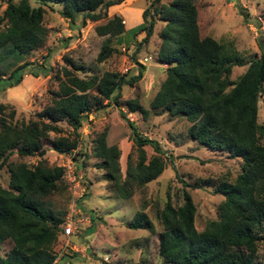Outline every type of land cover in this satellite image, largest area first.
I'll use <instances>...</instances> for the list:
<instances>
[{
  "label": "trees",
  "instance_id": "trees-1",
  "mask_svg": "<svg viewBox=\"0 0 264 264\" xmlns=\"http://www.w3.org/2000/svg\"><path fill=\"white\" fill-rule=\"evenodd\" d=\"M34 1L39 5L32 6L28 0H5L0 12V92L18 85L24 75L46 76L50 71L46 64L48 52L40 63L22 60L46 40L43 4L60 5L59 15L70 23L76 17L82 23L99 22L93 27L95 34L102 37L95 56L98 63L115 51L111 40H118L125 31L120 15L107 18L106 14L110 6L124 0ZM141 18L143 24L134 29L132 37L140 32L143 36L136 41L132 54L147 43L155 22L160 21L159 43L152 52L153 60L165 65L163 78L146 107L137 97L118 100V90L138 81L144 70L133 55L132 63L138 69L133 75L126 73L128 69L123 74L96 73L93 68L64 57L68 67H62L60 74L54 73L57 88L49 91V103L35 113L34 119H18L14 109L5 111L7 105L0 102V168L6 166L8 172L6 188L0 186V245L4 241L10 243L0 264L66 263L61 258L57 262L51 248L61 232L64 211L46 200L54 193L64 196L63 168L48 166L44 156L47 150L72 156L79 140L84 144L82 128L91 129L88 114L109 103L128 113H138L143 120L156 111L182 117L190 123L186 129L189 140L239 161V170L231 181L220 177L208 184L212 193L222 199L216 218L202 230L194 228V205L186 191L180 204L166 200L155 210L161 225L156 256L166 264H257V244L264 235V144L259 141L264 125L257 122L256 116L258 97L264 93V35L257 40L258 55L244 59L232 43L221 45L199 33L194 0H170L164 4L149 0ZM7 57L11 58L9 62L5 61ZM244 65V71L230 79L233 66ZM120 114L124 117V113ZM128 125L136 158L131 159L128 153L123 175L118 164L119 148L107 145L103 132L89 145L90 154L100 160L112 191L123 199H128L134 189H142L164 168L157 143L138 133L131 122ZM62 126L70 131L63 133ZM143 145H150L154 151L149 158ZM80 152L84 158L88 156ZM13 154L18 159L34 157L37 161H10ZM89 216L91 222L84 229L85 234L93 232L96 219ZM125 227L153 233L143 204ZM68 257L67 263L72 264Z\"/></svg>",
  "mask_w": 264,
  "mask_h": 264
},
{
  "label": "rangeland",
  "instance_id": "rangeland-1",
  "mask_svg": "<svg viewBox=\"0 0 264 264\" xmlns=\"http://www.w3.org/2000/svg\"><path fill=\"white\" fill-rule=\"evenodd\" d=\"M28 1L32 6L39 5L34 0ZM169 1L159 0V4ZM148 4L149 0H124L118 4L121 12H112V7L107 9V18L113 14L120 15L125 31L118 40H111L115 51L99 63L95 61V56L102 37L97 36L93 30L94 25L99 22L82 23L80 17H76L70 23L59 15L60 5L43 4L42 25L46 29V40L40 47L23 56L22 60L40 63L48 52L46 64L50 71L46 76L24 75L18 85L1 91L0 102L8 107L5 111L11 108L14 109V117L18 119H34L35 113L49 103V91L57 88L54 73L58 71L60 74L62 67H68L64 57L93 68L96 73L115 71L123 74L128 69L126 73L133 75L138 69L132 63V55L143 64L144 70L138 81L131 86L123 85L118 90V100L137 97L142 106L146 107L163 78L165 67L153 60L152 52L159 43L157 35L162 24L160 21L155 22L147 43L142 44L138 52L132 54L136 41L143 36L140 32L133 38L132 32L143 24L141 12ZM194 4L201 35H208L221 45L232 43L244 59L258 55L257 40L264 35V0H194ZM4 5L5 0H0V12ZM150 11L149 8V13ZM144 57H147L146 60H143ZM10 60L9 57L5 59L6 62ZM245 67L246 65L233 66L230 79L239 76ZM10 69L9 66L5 73ZM120 111L124 113V117H121ZM256 116L257 122L264 125V93L258 97ZM87 119L91 129L82 128L84 144L81 145L79 140L77 148L71 152L72 156L59 155L51 150H47L44 156L48 166L63 167L64 187L63 197L54 193L46 200L64 211V220L71 208L72 194L78 193L75 217L83 221L75 223L73 233L68 237L59 234L53 242L51 248L57 262L61 258L66 261L64 264H68L69 256L72 264H166L155 254L157 233L161 230L155 210L160 209L166 200L172 204H180L183 191H186L194 205V228L197 231L202 230L209 220L216 218V208L222 199L220 195L212 193V186L208 184L216 182L220 177L231 181L239 170V161L228 158L224 152L197 146L186 135L190 123L177 115L170 116L156 111L149 113L143 120L140 114L128 113L124 108L120 110L113 103H109L102 110L90 112ZM129 122L138 133L157 143L162 151L164 168L142 189H134L128 199H123L112 191L110 182L105 178V170L101 167L100 160L91 156L89 145L103 132L106 144H115L119 148L118 164L123 175L128 153L130 152L131 159L136 158L130 140ZM62 129L65 134L70 131L63 126ZM49 136L52 137L53 133L49 132ZM259 141L264 144V135ZM82 147L85 148L81 150ZM142 148L146 158L154 154L150 145H143ZM80 151L88 156L84 158ZM9 160H22L27 164L37 161L34 157L18 159L14 154ZM68 161L70 168L67 171L65 164ZM7 183L8 172L6 166H2L0 186L6 188ZM142 204L143 211L153 225V233L145 229L125 227V223ZM89 215L96 219L93 232L85 234L84 229L91 222ZM65 243L68 247H65ZM9 246L8 241L0 245V257ZM255 261L257 264H264V235L257 244Z\"/></svg>",
  "mask_w": 264,
  "mask_h": 264
},
{
  "label": "built area",
  "instance_id": "built-area-1",
  "mask_svg": "<svg viewBox=\"0 0 264 264\" xmlns=\"http://www.w3.org/2000/svg\"><path fill=\"white\" fill-rule=\"evenodd\" d=\"M147 58V57H146ZM146 58H143V60H146ZM65 169L68 171L70 168V163L69 161L66 162L65 164ZM63 168V167H62ZM72 176V175H71ZM71 180H74V177H71ZM78 185V184H77ZM78 193L76 195L72 194L71 197V208L69 213L66 215L62 223L60 224L61 232L60 234L63 236H69L70 234L73 233V230L75 228V223L78 224L82 221V219L76 218L75 215L77 214L75 211L76 205H75V200L78 198ZM79 212V211H78ZM83 222V221H82ZM65 247H68L67 244L65 243Z\"/></svg>",
  "mask_w": 264,
  "mask_h": 264
},
{
  "label": "crops",
  "instance_id": "crops-1",
  "mask_svg": "<svg viewBox=\"0 0 264 264\" xmlns=\"http://www.w3.org/2000/svg\"><path fill=\"white\" fill-rule=\"evenodd\" d=\"M112 7V12H121V7L118 6V4L110 6ZM129 11V10H128ZM86 221V220H85Z\"/></svg>",
  "mask_w": 264,
  "mask_h": 264
}]
</instances>
